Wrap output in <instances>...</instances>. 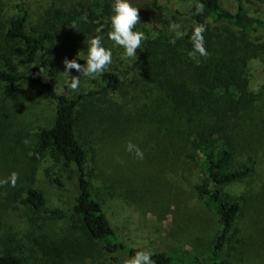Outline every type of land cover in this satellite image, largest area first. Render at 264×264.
<instances>
[{
  "label": "rangeland",
  "instance_id": "1",
  "mask_svg": "<svg viewBox=\"0 0 264 264\" xmlns=\"http://www.w3.org/2000/svg\"><path fill=\"white\" fill-rule=\"evenodd\" d=\"M21 1L29 12L28 28L38 23L53 3L0 0V53ZM149 1L132 3L141 13ZM242 1L248 14L264 19V0ZM157 2L182 12L196 4L194 0ZM236 2L220 0L232 12ZM64 4L61 1L53 5ZM180 28L175 29L179 32ZM134 30L144 32L142 45L157 34L144 23H138ZM248 38L264 42V31L250 32ZM104 46L113 53V63L105 71L116 73L121 87L107 96L85 99L76 123L79 141L89 154L87 178L92 195L125 245L153 253L205 257L220 231L203 193L209 185L206 175L195 160L187 157L190 150L177 140V134L164 128L168 123L163 120L161 94L145 78L138 52L135 58H125L123 50L113 47L111 41L104 40ZM86 52L87 48L77 51L81 65L85 64ZM247 67L248 86L256 97L257 122L239 136L238 154L241 160L248 155L254 157L256 164L250 177L222 188V197L236 200L241 206L226 258L231 264H264V62L257 57ZM21 72H30V68H21ZM42 76L57 92L71 98L100 85V76L81 77L80 88L73 93L66 86L63 71L58 70L55 76L45 71ZM54 115V102L36 85L20 83L10 97L0 87V180L18 173L15 187L0 185V254H12L24 264H117L101 245H86L74 230L79 219L70 211L75 194L73 169L65 168L51 151L39 159L32 157L39 131L51 127ZM128 142L143 151L142 160L125 150ZM55 176L64 186L54 182ZM28 188L41 191L46 210L63 213L34 214L20 203V194ZM56 250L59 255L53 257ZM122 260L129 264L130 259Z\"/></svg>",
  "mask_w": 264,
  "mask_h": 264
},
{
  "label": "trees",
  "instance_id": "2",
  "mask_svg": "<svg viewBox=\"0 0 264 264\" xmlns=\"http://www.w3.org/2000/svg\"><path fill=\"white\" fill-rule=\"evenodd\" d=\"M51 1L38 23L29 28L28 10L22 1L17 5V15L9 23L5 47L0 53V87L10 97L20 83L36 85L54 102V122L39 131L32 157L39 159L51 151L65 168L73 169L75 194L70 211L79 219L74 230L86 245L97 243L113 262L128 264L122 258L131 259L141 250L120 240L93 197L87 178L89 154L76 133L81 114L78 109L85 99L119 91L120 78L112 71H104L98 89L71 98L57 92L42 76L45 71L49 76H55L58 70L64 72L65 58L81 64L77 51L87 48L88 40L97 34L98 28H103L107 40L112 0ZM61 1L65 3L63 7L53 5ZM194 1L196 4L184 12L163 6L157 0L149 1L144 11L138 13L139 22L152 26L157 34L137 52L145 78L161 94L163 120L168 123L164 128L177 134V140L190 150L187 157L195 160L206 175L209 185L203 193L218 219L220 231L207 256L153 253L154 264H231L226 252L237 229L241 206L236 200L222 197V188L250 177L256 164L250 155L241 160L238 149L239 136L257 122L256 97L248 86L247 66L257 57L264 62V42H252L248 33L264 31V19L248 14L242 0H236L233 12L224 8L220 0ZM200 6L202 11L196 14ZM198 24L206 28L208 52L206 57H199V64L188 56L192 48L190 36ZM172 25L181 27L180 31ZM25 67L30 72L22 73L21 68ZM54 182L64 186L56 176ZM19 197L20 203L36 215L63 213L46 210L44 196L37 188H28ZM54 253L53 257L59 255L57 250ZM0 264L24 263L12 254H0Z\"/></svg>",
  "mask_w": 264,
  "mask_h": 264
},
{
  "label": "clouds",
  "instance_id": "3",
  "mask_svg": "<svg viewBox=\"0 0 264 264\" xmlns=\"http://www.w3.org/2000/svg\"><path fill=\"white\" fill-rule=\"evenodd\" d=\"M138 7L133 6L132 0H112L111 15L108 17L109 31L107 40L112 42L113 47L122 49L125 58L137 57V49L141 48L145 40L143 31L134 30L139 22ZM202 11V6L197 7L196 14ZM173 29L176 25L171 26ZM97 34L88 40L87 52L84 58L85 64L77 63L75 59H64V76L67 88L75 93L81 85V77L96 79L113 63L112 49L104 46L105 36L103 28H98ZM206 28L202 24L196 25L191 33L190 41L192 48L188 53L189 59L199 64V57H206L208 52L205 48L204 33ZM75 69L80 75L72 76L71 71ZM127 152L134 153L138 159L144 158L143 151L132 142L126 145ZM18 173L13 172L8 178L0 180V185L9 184L16 186ZM151 250L137 251L129 260V264H154Z\"/></svg>",
  "mask_w": 264,
  "mask_h": 264
}]
</instances>
